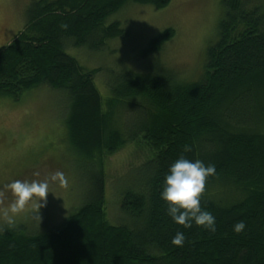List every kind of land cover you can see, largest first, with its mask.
<instances>
[{
    "label": "trees",
    "instance_id": "16d2710c",
    "mask_svg": "<svg viewBox=\"0 0 264 264\" xmlns=\"http://www.w3.org/2000/svg\"><path fill=\"white\" fill-rule=\"evenodd\" d=\"M129 1L157 10L170 3L36 0L24 30L0 48V98L18 101L42 86L61 92L71 150L89 167V197L61 226L0 231V264H264V0H223L219 39L206 52L200 81H178L159 63L114 74L104 101L94 80L99 71L83 68L66 45L98 50L124 36L119 22L105 23ZM174 36L165 30L141 56L161 53ZM140 141L151 155L122 199L115 192L114 224L107 161ZM181 156L216 166L201 199L216 218L215 232L184 229L167 214L162 182ZM241 220L246 228L237 234ZM177 231L186 237L182 247L171 244Z\"/></svg>",
    "mask_w": 264,
    "mask_h": 264
},
{
    "label": "rangeland",
    "instance_id": "374dc122",
    "mask_svg": "<svg viewBox=\"0 0 264 264\" xmlns=\"http://www.w3.org/2000/svg\"><path fill=\"white\" fill-rule=\"evenodd\" d=\"M36 0H0V48L9 45L28 22V9ZM223 0H170L157 10L151 5L127 2L111 14L105 25L119 22L125 35L111 39L98 50L90 46H66V52L87 70H98L95 83L104 101L111 97L108 83L114 74L146 72L155 64L165 65L184 83L198 82L204 75L206 52L219 39ZM175 36L161 53L143 58L151 40L167 29ZM66 99L58 90L42 86L23 94L18 101L0 98V231L24 225L28 232L61 226L89 197V168L71 150L63 121ZM151 155L140 141L128 145L107 161V214L118 223L117 197L137 179L138 170ZM63 172L67 184L55 176ZM15 179L47 181L45 206L26 207L8 223L2 212L13 197L6 185ZM45 227V228H44Z\"/></svg>",
    "mask_w": 264,
    "mask_h": 264
},
{
    "label": "clouds",
    "instance_id": "9594fccd",
    "mask_svg": "<svg viewBox=\"0 0 264 264\" xmlns=\"http://www.w3.org/2000/svg\"><path fill=\"white\" fill-rule=\"evenodd\" d=\"M185 152L191 148L185 146ZM216 175L214 164H205L202 160H190L184 156L176 159L168 168L162 182L160 198L167 205V214L173 222L183 226L184 229H191L195 224L207 231H216V218L211 211L201 206V199L206 190V183L209 178ZM55 176L62 185L67 184L63 172ZM6 189L13 199L2 212L8 223L13 222L15 215L25 211L26 207L40 210L45 206L49 192L47 181L15 179L9 182ZM246 228L243 220L233 225V231L242 233ZM183 231H177L171 239V244L182 247L185 243Z\"/></svg>",
    "mask_w": 264,
    "mask_h": 264
}]
</instances>
